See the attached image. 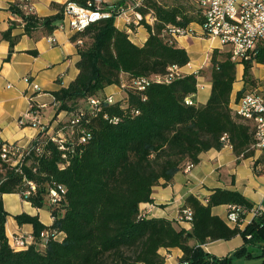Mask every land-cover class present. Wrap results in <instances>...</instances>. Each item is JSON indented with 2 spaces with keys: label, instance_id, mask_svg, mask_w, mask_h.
Returning <instances> with one entry per match:
<instances>
[{
  "label": "trees",
  "instance_id": "trees-1",
  "mask_svg": "<svg viewBox=\"0 0 264 264\" xmlns=\"http://www.w3.org/2000/svg\"><path fill=\"white\" fill-rule=\"evenodd\" d=\"M123 1L114 4L124 5ZM188 2L194 3L145 0L139 10L143 14L151 11L155 19L152 24L140 21L149 33L140 46L134 44L125 29L115 25V12L72 34L79 54L78 73L67 86L52 91L57 112L65 111L68 118L58 123L52 133L40 131L15 164L2 158L0 147V264H164L165 256L158 251L172 247L182 251L180 264H233L236 258L264 257V211L256 212L243 228L228 225L212 212L211 207L221 204L240 206L245 210L240 214L243 219L254 207L238 190L216 187L203 199L188 195L179 210L191 208L190 229L177 227L174 219L140 214L139 205L151 202L154 185L170 184L186 162H199L201 152L221 149L228 143L236 162L255 155L250 123L230 107L237 63L230 60L226 49L213 48L210 54L207 69L211 91L203 104L194 97L203 68L181 74L169 83L151 82L144 89L130 84L132 78L164 74L171 65L182 67L189 62L187 50L166 29L169 24L185 27L200 22L199 8L195 13L188 11ZM23 5V1L13 0L8 7L21 18L22 34L39 38L58 28L64 5L46 16L28 11ZM14 26L11 21L0 35L9 43L4 60H9L21 36L12 34ZM253 63H264V47H256L255 54L242 62L243 86L237 98L248 86L255 85ZM122 81L126 83L123 96L108 102L105 88L120 86ZM186 97L193 98V103L187 104ZM90 98H99L100 102L92 105ZM80 111L83 115L74 124L71 138L63 125H68L72 115ZM58 131L67 138L64 149L59 147ZM261 154L253 167L262 161ZM29 181L35 184V190L25 195L30 189ZM58 185L64 191L49 203L50 189ZM4 193H18L32 206L49 210L53 217L50 225L42 223L37 214L13 215L19 225H32L35 242L40 241L41 232H47L42 248L35 242L21 249L9 245L4 231L9 215L2 203ZM61 232L64 236L58 239ZM237 235H241L243 243L224 256L203 248L208 242ZM190 239L195 244L190 245ZM253 247L260 252L253 251Z\"/></svg>",
  "mask_w": 264,
  "mask_h": 264
},
{
  "label": "crops",
  "instance_id": "crops-1",
  "mask_svg": "<svg viewBox=\"0 0 264 264\" xmlns=\"http://www.w3.org/2000/svg\"><path fill=\"white\" fill-rule=\"evenodd\" d=\"M12 1L0 0V35L8 28L11 21L15 23L12 34H21L14 48H12L13 52L9 60H4L9 52V43L1 39L0 36V140L14 144L21 150H26L39 134L37 127L21 123V120H26L24 114L29 109L30 103L45 104L43 108H39L38 112L40 121L48 123L49 132L54 131L58 121L68 118L65 111L57 112V104L54 101L52 91L67 86L76 77L78 73L76 61L79 59V54L75 43L71 40L72 33L67 29H55L52 33V42L47 39V35L33 38L22 34L21 18L12 14L8 8ZM67 1L69 0H31L32 10L39 16L51 15L56 13L59 6H63ZM109 1L119 2L120 0ZM130 1L125 0L122 3L127 5ZM115 25L122 29L126 25L123 17H116ZM192 28L196 30L195 34L176 37L178 45L184 47L190 57L186 65L179 67L181 74L196 72L208 64V58L203 61L201 52L192 49L193 43L190 39L204 38L199 34L200 30ZM130 30L129 38L139 46L145 42L149 35L147 29L141 24L132 25ZM205 39H207L206 50L223 49L217 39H211L212 41H208L210 40L208 38ZM29 50H36L37 53L32 54ZM256 65L260 64L256 63ZM242 73L243 64L239 63L229 95L231 108L234 99L237 98V91L243 86ZM25 75L30 76L32 81L40 86L39 91L28 86L23 79ZM253 76L258 77L256 74ZM256 88L260 91L264 90L261 86H256ZM210 91V76H198L195 101L205 103ZM105 93L112 94L116 99L123 96V90L118 85L106 87ZM259 153L261 154L257 151L254 156L236 162V156L228 143L224 144L221 149L210 148L201 152L199 162L192 165L188 171H185L183 166L175 173L170 184L168 183L167 186L154 185L150 196L151 202H143L139 208L145 217L174 219L177 221V227L190 229V222H183L178 219L179 209L190 194L203 199L216 187L235 189L248 198L253 207H256L264 201L262 200L264 198V161L253 167L254 160L260 156ZM2 199L5 209L9 212V215L6 216L4 230L9 241L14 235L28 239L33 237L32 225L28 223L19 225L13 217L15 214L21 212L37 214L40 221L45 225H50L53 221L49 210L32 206L18 193H4ZM211 209L214 214H218L225 220L226 204L217 205ZM253 216L251 212L246 213L239 224L240 227L243 228ZM225 222L232 226L226 220ZM63 236L64 234L61 232L57 238L61 239ZM242 243L241 235H237L228 240L208 242L203 245V248L214 255L224 256L241 246ZM189 244H195V240L190 239ZM35 245L38 248L43 247L40 241L35 242ZM252 250L259 253L258 248L253 247ZM158 252L165 256L164 264H175L179 262V257L182 255V251L178 247L160 248Z\"/></svg>",
  "mask_w": 264,
  "mask_h": 264
},
{
  "label": "built area",
  "instance_id": "built-area-1",
  "mask_svg": "<svg viewBox=\"0 0 264 264\" xmlns=\"http://www.w3.org/2000/svg\"><path fill=\"white\" fill-rule=\"evenodd\" d=\"M23 1L24 9L31 11L33 8L31 0ZM145 0H131L127 5H115L114 2L109 0H93V3L88 1L87 5H81L74 1H67L64 4L63 15L57 29H67L70 33L74 34L77 31H82L90 23L107 18L115 12L116 17H123L124 29L130 32L132 25H137L142 19L147 23L152 24L155 17L152 12L149 11L143 14L139 8L143 6ZM199 8L200 22L197 24L200 30V35L208 39H217L223 49H226L229 53L230 60L239 64L249 59L256 52V47H264V0H191ZM192 23V22H191ZM190 23V24H191ZM188 24L185 27L179 25L169 24L167 25L168 33L176 38L178 36L195 34L196 30ZM123 29V28H122ZM47 39L52 42V34L47 35ZM78 43L81 39L77 40ZM181 72L177 65H171L166 73L157 74L151 77L132 78L131 85L137 86L138 89H144L151 82L169 83L173 79L179 77ZM33 90L39 91L40 86L33 82L31 77L25 75L23 77ZM126 83L121 82L120 88H124ZM105 99L108 102H112L116 98L112 94H107ZM90 104L96 105L100 102L99 98H90ZM185 102L187 104L193 103V98L186 97ZM45 104L36 105L30 103L29 109L25 112L24 116L26 120H21L22 124H30L37 127L40 131L46 130L49 132L48 123H42L39 118V108H43ZM232 111L243 121L250 123L253 130V147L261 153H264V92L257 88L247 89L239 98L234 99L232 105ZM83 115V111L72 115L69 119V124H64L69 130L71 138L75 134L74 124L78 123ZM64 121V120H63ZM58 121V123L63 122ZM65 122V121H64ZM63 122V123H64ZM59 147L64 149V141L67 139L62 131H58ZM223 136L222 138L224 139ZM80 140L83 142L85 137L82 135ZM1 156L4 159L12 160V163H17L23 156L25 150H21L16 145L7 143L0 140ZM192 167L190 162H186L184 170L188 171ZM30 189L25 191V195L30 193V190H35V184L31 181L28 182ZM61 185L57 188L50 189V195L48 198L49 203H54L60 198V193L64 191ZM264 200V198H262ZM245 211L243 207L228 204L225 220L233 225L240 224V214ZM264 211V201L254 207L251 211L253 215L256 212ZM140 214L145 216L140 209ZM178 219L180 221L191 222L192 210L190 207H184L179 210ZM47 238V232L40 233V243L44 246ZM34 237L28 239L23 236L14 235L9 241L14 249H21L27 247L33 243ZM175 264H180L179 262Z\"/></svg>",
  "mask_w": 264,
  "mask_h": 264
},
{
  "label": "rangeland",
  "instance_id": "rangeland-1",
  "mask_svg": "<svg viewBox=\"0 0 264 264\" xmlns=\"http://www.w3.org/2000/svg\"><path fill=\"white\" fill-rule=\"evenodd\" d=\"M185 6L188 8V11L191 10V11H193V13H195V11L197 10V6L195 3L188 2V3H185ZM197 24H198L197 22H192L190 25L199 30ZM123 29H124V27H123ZM190 40H191V43H193L192 49L193 50H199L201 52L202 60L205 61L208 58L207 59L208 64L206 66H203V69H204L203 76H210L209 72H208L209 69H207V68L210 66V57H211L210 54L212 53L213 48L211 50L205 49V43L207 42V39H205V37L201 38V39H190ZM208 41H212V40L210 39ZM205 51H206V53H205ZM262 64H264V63H262ZM251 67H253V68H251L252 74L254 73L258 77L255 80L256 81L255 85L248 86V89H254V88H256V86H261L262 88H264V65L260 66V65H256V63H253V66H251ZM237 69H238V64L236 65V72H237ZM262 92H264V90H262ZM254 151L256 153L258 150L255 149ZM261 156H262V161H264V154H261ZM262 161H260V162H262ZM261 261H264V257H260V256L252 257V258L241 257V258H236L234 260V262H232V263L233 264H261L262 263Z\"/></svg>",
  "mask_w": 264,
  "mask_h": 264
}]
</instances>
